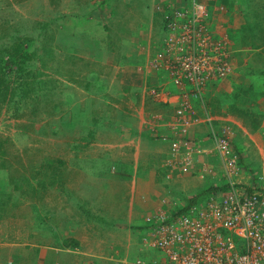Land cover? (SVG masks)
Here are the masks:
<instances>
[{
  "label": "crops",
  "instance_id": "1",
  "mask_svg": "<svg viewBox=\"0 0 264 264\" xmlns=\"http://www.w3.org/2000/svg\"><path fill=\"white\" fill-rule=\"evenodd\" d=\"M115 1V10L124 8V16L109 30L96 28L100 24L85 18L81 10L72 22L57 25L53 31L54 47L58 51L67 48L66 59L59 57L55 62L67 66L65 84L72 101L66 106V123L57 122L68 130L57 134L59 143H69L71 151L61 168L57 162V170H0L9 172L6 178L0 175V264L149 260L141 259L147 254L142 243L146 215L155 210L183 211L201 202L210 194L203 192L216 184L211 176L196 175L200 164L215 171L223 167L212 151L202 119L204 109L197 104L200 122L190 129V136L206 154L198 158V166L195 163L190 172L182 173L179 166H169V124L175 120L176 88L162 73L139 72L144 65L140 62L146 63L150 56L149 46L155 47L158 41L156 37L151 44L144 41L151 26H142L141 14H150L153 23L156 4L184 6L191 0ZM218 3L230 4V8L225 6L228 11L218 13L210 4L206 21L214 35L229 42L232 72L206 91L205 109L216 121L231 125L241 158L260 164L256 143L264 139V72L252 74L248 63L253 59L264 62V54L258 55L264 48L258 42L259 31H264V9L256 10L261 21L258 27L256 20L248 22L242 12L245 7L237 6V1ZM243 24L245 28L240 29ZM93 26L98 31L93 33ZM130 30L128 40L135 44L122 47ZM74 62L79 63L76 71L71 68ZM163 85L169 97L152 101L150 91ZM255 164L256 170H264ZM18 175L19 184L14 182Z\"/></svg>",
  "mask_w": 264,
  "mask_h": 264
},
{
  "label": "built area",
  "instance_id": "2",
  "mask_svg": "<svg viewBox=\"0 0 264 264\" xmlns=\"http://www.w3.org/2000/svg\"><path fill=\"white\" fill-rule=\"evenodd\" d=\"M210 2L214 0L166 4L161 49L149 56L139 72L164 73L165 81L176 88L175 120L169 124V166L190 172L206 154L190 136V129L200 122L199 105L204 109L202 119L212 151L223 167L215 171L200 164L201 172L196 175L209 174L216 188L227 186V190L212 192L181 212L147 214L142 243L146 249L157 250L160 257L136 264H264V186L253 183L251 173L239 166L241 154L233 144L231 125L213 119L204 105L206 91L232 72L226 40L214 35L206 21ZM164 86L152 89L151 95L161 100L169 97L168 91L160 95Z\"/></svg>",
  "mask_w": 264,
  "mask_h": 264
},
{
  "label": "rangeland",
  "instance_id": "3",
  "mask_svg": "<svg viewBox=\"0 0 264 264\" xmlns=\"http://www.w3.org/2000/svg\"><path fill=\"white\" fill-rule=\"evenodd\" d=\"M229 1H237V6L240 5V7L243 6L245 9L249 10L246 14L245 9H243L244 11L242 10L245 18L248 17V22L256 20L257 26H260L261 21H259L260 19L257 15L258 11L256 10L262 11L261 9H264V0ZM91 2L97 4L95 1ZM125 2L128 1L122 0V3ZM214 2H217V11L215 12L226 13L228 10L225 6L230 8V4L228 5L226 3L223 4V6L218 3V0H214ZM214 2H212V4H214ZM131 8L136 10L133 4ZM82 9V2L80 0H0V49L9 50L10 54H8L9 52L5 54L11 56L15 46L17 44H23L25 39L27 40L30 36L32 37L33 33L36 34L40 32L43 36H47L52 40V36H54L53 31L57 25L63 27V23L72 22L75 15ZM253 11L256 12L252 13ZM58 12L62 15L57 16ZM164 12L165 11H161V21L165 20ZM101 13H103V10ZM105 13L107 14H100L98 19H96V16H92L93 21L95 20L96 23H99L100 19L104 20V17H107L105 24L107 23L108 26L113 24L114 26L116 23H121L122 16H124V8H121L120 10L118 9L119 17L116 18H110L111 14L109 13L108 15L107 11H105ZM143 13L145 14V12ZM144 14H141L143 24L141 25L145 26V28H147L148 24L151 26L150 30L146 29L145 33L147 35L144 41L151 44L153 39L156 37L158 40L157 42L160 44L162 32L158 33L159 29H157L156 24L149 22L148 16H150V14ZM58 17H61L58 21L59 24L56 22L51 23V20H55V18ZM155 21L157 22V20ZM45 24H48V27L45 30H41L42 26ZM90 25H92V23ZM101 26L103 27V25L100 24L96 26V28L100 29ZM96 28L94 27L93 33L97 30ZM244 28L245 26L243 24L240 29ZM132 31L133 30H130L128 35L125 36V40L121 42L122 47L125 45L132 46L135 44L133 39L128 40V36L131 35L130 33ZM253 31L255 32L254 29ZM259 34H261L262 37L258 42H260L259 44L264 47V31H259ZM50 39L47 41L50 42ZM44 41L45 40H43V42ZM140 41H143V39H140ZM226 43L229 42L226 41ZM31 44L32 43L30 42L27 45L29 46V52L33 49ZM143 44L145 45V43ZM52 45L53 49L51 51V62L48 67L46 65L42 68L40 62L36 63L37 65L35 64L34 67L32 64L28 66V69L41 70L43 75L40 76V79L46 82L47 95L40 104L38 103L36 107H32L31 99H33V95L31 92L25 99L19 97V93L23 90V85L21 84L22 81L14 80L16 78L14 75L10 77V80L13 83L11 84L9 91L6 94L0 92V170H57V162H59L58 165L59 168H61L62 164L66 162V159L63 158L67 156L69 151H71V145H69V143L68 146L66 143H59L60 137L57 134L61 133L62 130H68L66 126L62 127L60 125L62 123H66L68 118V115L66 114V106L70 105L69 101H72V96L69 94L65 84L67 82L66 78L69 71L66 64H59L57 69L60 70L63 75L55 77L56 72L52 69L56 66L57 60L55 62V59L66 56L61 53L62 51H66L67 48L64 50L60 49L58 51L56 47H54V44ZM153 47L154 46H149L148 53H153ZM262 53L264 54V48L258 55L262 56ZM253 61L254 59L248 63V69L252 67L253 70L247 71H250L254 75L256 74L257 76H261L264 72V62H262L261 59H259L256 63ZM77 64L79 63L74 62L73 66H71L72 69H75L73 71H76ZM140 64H145V61L142 60ZM70 73L71 75L74 74L72 71ZM260 80L261 79H259V81ZM156 90H159V87L156 88ZM166 91L167 90L164 91V89H161L160 95L162 96ZM149 97L152 101L158 102L159 98H155L151 95V93ZM57 122H59V126H57ZM261 132H263V129ZM235 133L236 132L234 131L233 135H235ZM79 145L82 146V143ZM256 145L257 152L260 154V164L256 161L255 162L258 165L254 164L256 167L264 168V139L262 138L259 140ZM241 153L243 152L240 149V154ZM19 159L22 160L20 164ZM82 163H84L83 160ZM82 163L80 162V164ZM247 171H250L251 175L254 174L257 177L263 178L264 182V170ZM8 173L9 172L0 171V175L5 178ZM19 181L20 176H15L14 182L19 184ZM15 193L18 194L19 191L16 190ZM203 197L205 198L206 196ZM13 199H17V196L13 197ZM146 251L147 254L141 257V259H149L148 261H150L159 256V252L157 250L146 249Z\"/></svg>",
  "mask_w": 264,
  "mask_h": 264
},
{
  "label": "trees",
  "instance_id": "4",
  "mask_svg": "<svg viewBox=\"0 0 264 264\" xmlns=\"http://www.w3.org/2000/svg\"><path fill=\"white\" fill-rule=\"evenodd\" d=\"M80 1L82 2L83 16L85 18H89V20L92 19V16H96V18L98 19V16L102 12V10L103 13L107 11L108 15L110 13L111 14L110 18H113L118 14V11L115 10V4H114L116 3L115 0H80ZM91 1H95L97 2V4L92 3ZM160 8L161 9H157V6L156 8L154 7L153 24L156 25L158 24L157 28H159L160 26L159 30H161L162 32L164 25H166L165 24L166 21L165 20L161 21L162 20L161 11L166 10V4H162ZM61 15L62 14H60V12L57 13V16H61ZM77 16H82V15H77ZM59 18L61 17L55 18V20H51V23L57 22ZM155 20H157V22ZM105 21H107V17H104V20L100 19L99 24L103 25V29L109 30L110 28L107 23L105 24ZM47 27L48 24H45L42 26L41 30H45ZM48 39L50 38H48L47 36H43V34L40 32L36 34L33 33L32 37L30 36L29 38H27V40L25 39L23 44H17L15 46L11 56L5 54L9 52V50L0 49V92L6 94L9 91L11 84L13 83L10 80V77L14 75L16 77L14 80L22 81L21 84L23 85V90L22 92L19 93L20 98L23 99L27 98L31 92L33 95V99H31L33 108L36 107L38 103L40 104L44 100L45 96L47 95L46 93L47 88H46V82L40 79V76L43 74L41 70L28 69V66L32 64V66L34 67L36 63L40 62L42 68H44L46 65L48 67L49 63L51 62V51L53 49L52 40L50 39V42H48L47 41ZM43 40L45 41L43 42ZM30 42L32 43L31 45L33 46L31 52H29L28 50L29 46H27ZM62 49L64 50L65 48ZM160 49H161V45L157 42L155 47H153V53H150V56L154 55V53L158 52ZM8 54H10V52ZM64 55H66V53H64ZM64 58L66 59V56H64ZM254 163L255 161L246 160L243 159L242 157L240 158L239 166L241 167L242 170H256ZM258 179H260V181ZM252 182L264 186L263 178L257 177L254 174H252ZM218 190L225 192L227 190V186L221 187L219 189L211 188L203 193L208 194L212 192H217ZM195 201L196 200H193L192 202Z\"/></svg>",
  "mask_w": 264,
  "mask_h": 264
},
{
  "label": "clouds",
  "instance_id": "5",
  "mask_svg": "<svg viewBox=\"0 0 264 264\" xmlns=\"http://www.w3.org/2000/svg\"><path fill=\"white\" fill-rule=\"evenodd\" d=\"M192 1V0H191ZM166 4V3H165ZM210 4H212V2H210V3H208V8H209V5ZM162 5V3H159V4H157V6H161ZM174 5H176V4H174ZM215 7H216V5H217V2H214V4H213ZM176 6H182V4H180V5H176ZM219 6V5H218ZM223 9V8H222ZM59 64L58 63H56V66L54 67V68H52L55 72H56V74H60V73H62L60 70H58L57 69V66H58ZM208 113V112H207ZM234 140V139H233ZM233 144H235V143H233ZM240 150V149H239ZM242 154V153H241ZM206 176H211V175H209V174H205L202 178L204 179ZM212 177V176H211ZM215 185H214V188H216L215 186L217 185V182L215 181ZM220 188V187H219ZM181 212V211H180Z\"/></svg>",
  "mask_w": 264,
  "mask_h": 264
}]
</instances>
